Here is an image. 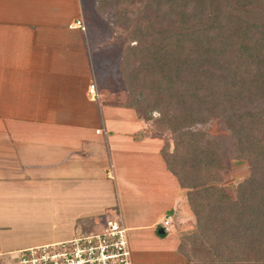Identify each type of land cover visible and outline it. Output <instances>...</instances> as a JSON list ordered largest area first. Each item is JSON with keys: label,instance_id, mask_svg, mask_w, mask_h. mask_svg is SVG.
Here are the masks:
<instances>
[{"label": "crops", "instance_id": "0c3cea01", "mask_svg": "<svg viewBox=\"0 0 264 264\" xmlns=\"http://www.w3.org/2000/svg\"><path fill=\"white\" fill-rule=\"evenodd\" d=\"M83 18L78 0H0V251L36 246L14 226L48 219L74 235L113 216L132 264H186L162 231L172 211L185 216L162 141L112 101L108 42ZM76 20L83 30L69 28Z\"/></svg>", "mask_w": 264, "mask_h": 264}, {"label": "trees", "instance_id": "16d2710c", "mask_svg": "<svg viewBox=\"0 0 264 264\" xmlns=\"http://www.w3.org/2000/svg\"><path fill=\"white\" fill-rule=\"evenodd\" d=\"M95 6L98 14L111 12L110 28L132 26L134 45L119 61L127 107L145 123L156 112L171 136L159 154L195 218L193 240L200 238L204 256L193 263L264 264V0ZM210 120L222 122L234 159L247 164L233 189L220 144L191 129Z\"/></svg>", "mask_w": 264, "mask_h": 264}, {"label": "rangeland", "instance_id": "374dc122", "mask_svg": "<svg viewBox=\"0 0 264 264\" xmlns=\"http://www.w3.org/2000/svg\"><path fill=\"white\" fill-rule=\"evenodd\" d=\"M78 2L81 7V14L84 17L83 20L85 19V25L94 33L91 36L98 37L101 40L104 37V41L106 43L108 42L107 52L108 56L111 57H108V64L106 65V68L109 69L110 64L113 62V64L116 66L115 69L120 81H106V86L109 87L110 85L112 88L120 90V93L116 98H113L112 101L115 100L118 104L127 106L128 93L119 72V61L122 56V50H125L126 47L134 45V42H132L133 36L130 33L132 26L129 25L127 30H122L121 27L123 25L119 26V28L114 27L115 29L112 27L114 30L113 31L112 28L109 27L112 26L113 21L111 12L108 9L103 10L102 13L105 15L102 13L98 14L95 6L96 0H78ZM147 115L151 118V120L147 122L146 132L158 137L162 141L161 146L163 145V142H167L169 147V145L172 143L171 136L166 128L156 121L158 119V114L156 112H147ZM191 129L204 133V139H215L222 147V150L225 152L226 156H228V177L225 180V184L230 185L231 189H233L238 183L247 177V164L245 161L234 159L233 139L229 132L225 130L221 121L210 120L206 124L195 125ZM180 191L182 195V210L185 213V216L181 217L179 213H177V210L175 211V215H173L172 211L171 215L167 216L170 217L167 233L171 234L177 239L179 247L178 253L181 259L184 260L186 264H197L193 263L195 262L194 258L198 259L204 255L202 254L201 247H199L200 238L197 239L196 237L197 240H193V234L198 232L196 231L195 218L186 202L185 190L180 189ZM44 220L45 221H43L41 225L26 224L14 226V228L11 229L14 231V236L16 235L18 238L23 237V239L32 240V242L29 243L31 245L58 242L69 239L71 236H73V234L70 235L66 229L53 226L50 220ZM106 220L119 221L116 217L108 216L103 220L102 223H104ZM99 228L100 227H96L95 229H88L87 231H85L86 229L84 228L83 232H95L99 230ZM1 250L2 251H0V253H4L0 254V261L8 264L11 258L9 255L11 253H6L4 251L6 249Z\"/></svg>", "mask_w": 264, "mask_h": 264}, {"label": "built area", "instance_id": "2783aa9c", "mask_svg": "<svg viewBox=\"0 0 264 264\" xmlns=\"http://www.w3.org/2000/svg\"><path fill=\"white\" fill-rule=\"evenodd\" d=\"M69 28L83 30L76 20ZM94 98V86L87 88ZM170 217L162 221V231L167 232ZM8 264H132L127 231L116 220H106L95 232H78L69 239L31 246L12 252Z\"/></svg>", "mask_w": 264, "mask_h": 264}, {"label": "water", "instance_id": "95a60500", "mask_svg": "<svg viewBox=\"0 0 264 264\" xmlns=\"http://www.w3.org/2000/svg\"><path fill=\"white\" fill-rule=\"evenodd\" d=\"M78 233V232H77Z\"/></svg>", "mask_w": 264, "mask_h": 264}]
</instances>
